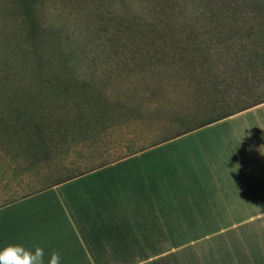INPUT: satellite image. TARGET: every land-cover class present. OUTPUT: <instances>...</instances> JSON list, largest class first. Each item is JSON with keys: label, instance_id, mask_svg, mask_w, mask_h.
<instances>
[{"label": "crops", "instance_id": "crops-1", "mask_svg": "<svg viewBox=\"0 0 264 264\" xmlns=\"http://www.w3.org/2000/svg\"><path fill=\"white\" fill-rule=\"evenodd\" d=\"M138 141V140H137ZM0 204V250L60 264H264V100Z\"/></svg>", "mask_w": 264, "mask_h": 264}, {"label": "trees", "instance_id": "trees-1", "mask_svg": "<svg viewBox=\"0 0 264 264\" xmlns=\"http://www.w3.org/2000/svg\"><path fill=\"white\" fill-rule=\"evenodd\" d=\"M12 3L16 5V22L22 33L18 40L29 43L28 51L37 65L35 73L24 71L17 76L14 65L6 58L0 59V185L25 182L32 190L1 203L105 163L102 160L69 171L67 165H55L48 159L51 150L66 140L69 129L84 136L91 129L92 119L82 117L78 103L71 102L78 108L70 119L53 117L56 108L46 107H63L69 99L87 98L92 89L106 90L113 83L111 75L115 72H127L132 77L140 72L143 76L136 78L138 81L132 80L138 89L122 93L114 105L108 104L110 112L96 116L111 120L106 126L102 121L103 131L108 132L116 125L136 121L153 124L152 130L163 139L264 100L261 92L264 82L239 78V69L246 58H236L228 48L240 32L244 48L249 51L247 57H253L257 46L264 45V0H181L174 27L169 24L153 27L152 36L145 41L133 46L123 44L106 51L108 56L71 58L72 61L53 71H46L47 63L37 60L41 56L36 40L43 27L35 6L40 2L12 0ZM241 100L247 101L230 108L233 102ZM112 107L118 109L116 115ZM185 122L190 125L180 128ZM41 160L43 163L39 164ZM18 169L22 174L13 179L10 173ZM36 182L39 184L33 188L31 184Z\"/></svg>", "mask_w": 264, "mask_h": 264}, {"label": "rangeland", "instance_id": "rangeland-1", "mask_svg": "<svg viewBox=\"0 0 264 264\" xmlns=\"http://www.w3.org/2000/svg\"><path fill=\"white\" fill-rule=\"evenodd\" d=\"M38 1L40 3L35 6V9L43 28L36 40L39 47L38 54L41 56L37 60L41 59L47 63L44 67L46 71L49 69L53 71L58 70L61 64L68 63L75 57L90 59L96 55L108 56L106 51L114 50L123 44L133 46L145 41L146 38L152 36L153 27L159 28L166 24L174 27L181 0ZM16 12V5L12 3V0H0V59L6 58L14 65V72L17 76H21L20 74L24 71L35 73L37 61L34 62L35 58L28 51L29 43L18 40L22 38V33L20 34L21 30L16 22ZM240 36H243V32L236 34V41L228 47L229 53L236 58L238 56L246 58L239 69L238 77L246 78L248 82H264V45L257 46L256 53L254 51L253 57L249 58L247 57L249 51L244 48ZM43 39L45 41H42ZM172 67L176 68L177 65ZM138 73L139 76L132 77L127 72H115L111 75L113 83L106 86V90L92 89L87 98L77 100L73 96V99H69L63 107L53 105L46 107L47 109L56 108L52 112L53 117L68 119L72 118L77 113V108L80 107L83 111L82 117L92 119V126H94L84 132V136L80 135L83 134L81 132L73 133L69 129L66 140L60 142L59 148L54 147L51 150V146V152L47 158H50L55 165L64 164L67 165L69 171H73L78 167L92 165L124 152L126 144L129 143L127 136L134 137L138 143L157 138L159 134L152 130L153 124L151 123L143 125L135 121L124 126L116 125L108 132L103 131L105 128L102 121L106 126L111 120L96 117L100 113L104 114L105 111L110 112L108 104L114 105L122 93H132L133 89H138L137 86H133L136 85L133 79L138 81L136 78L143 76L142 73ZM99 78L106 80L100 76ZM261 88V92L264 93V84ZM76 96L80 97V95ZM246 101L233 102L230 108L240 106ZM71 102L78 103L79 106H73ZM112 108L115 114L118 109ZM180 125V128H183L190 124L185 122ZM42 163V160L39 161V164ZM21 174V169L10 173L13 179ZM12 183L15 184L0 185V203L32 190V187L25 185V182L19 185L16 182ZM38 184L36 182V185H31L36 188Z\"/></svg>", "mask_w": 264, "mask_h": 264}, {"label": "clouds", "instance_id": "clouds-1", "mask_svg": "<svg viewBox=\"0 0 264 264\" xmlns=\"http://www.w3.org/2000/svg\"><path fill=\"white\" fill-rule=\"evenodd\" d=\"M60 260L59 251L49 253L48 264H60ZM0 264H45V251L39 245L9 244L0 250Z\"/></svg>", "mask_w": 264, "mask_h": 264}]
</instances>
